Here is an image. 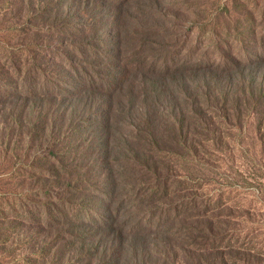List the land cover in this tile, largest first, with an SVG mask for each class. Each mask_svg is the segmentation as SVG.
Here are the masks:
<instances>
[{"label": "rangeland", "instance_id": "374dc122", "mask_svg": "<svg viewBox=\"0 0 264 264\" xmlns=\"http://www.w3.org/2000/svg\"><path fill=\"white\" fill-rule=\"evenodd\" d=\"M49 1L51 3L43 10V0H0V63L9 64L11 51H14L15 59L23 62L25 54L21 49L25 43L32 46L35 56H38L31 62L33 67L28 80L20 79L17 88L9 87L10 82L2 80L3 90L10 94H0V111L17 108L12 100L20 101V91L27 88L63 97L59 104L52 105L45 100L37 101L35 107L43 112L41 120L51 114L54 134L61 137L66 132L69 151H78L82 156L78 157L77 163L89 170L88 179L92 183L87 179L83 184L89 197L81 205L77 203L72 208L68 207L67 221L78 224V230L82 228L88 232L90 241L85 248L90 249L93 258L86 251L82 255L77 251L78 246L73 251L63 239L65 234L58 237L55 231L58 225L55 222L49 224L45 211L39 210L42 207L32 204L26 207V204L11 198V193L20 191L11 189L6 184L7 176L2 175L0 264H95L97 248L109 244L110 239L104 230L106 221L98 220L106 201L104 192L109 185L103 178L105 165L102 156L107 151L104 153L106 147L99 127L102 113L107 112V108L98 97V85H101L100 76L105 73L107 64L116 63L112 57L115 51L112 41L117 28L122 34L136 29L140 34L134 44L141 45L143 54L150 53L157 60H166L163 64H178L180 67V74L176 75L181 77L179 90L191 97L189 106L183 104L180 107L184 121L183 116L177 113L175 120L165 116L160 117V122H212L209 128L214 130L213 136L217 139L198 146L194 140L199 136H190L188 139L192 140L187 143L184 156H171L170 173L163 171L156 180V195H145V190L140 192V188L134 192L130 185L122 182L124 198L114 201V205L125 209L120 212L122 217L128 215V220L135 223L136 228H142L141 234L146 242L155 232L165 230L162 232L180 246L188 242L186 234L196 233L197 222L204 218L202 213L205 212L221 222V232H227L223 245L252 248L251 255L248 250H243L242 254L241 250L229 252L228 248L224 249L227 264H264V123L262 128L256 126V117H249L243 105L237 113L228 103L221 109L211 98L209 102L202 97L196 98L197 93L200 97L201 83L207 79L212 90H223L218 82L225 80L229 72L239 76L237 70L242 66L235 64V53L243 60H253L264 54V42L257 40L264 35V17L261 15L264 0ZM249 12L254 16L250 32L247 31L249 22L246 15ZM238 20L241 24L236 28ZM245 28L246 37L237 39ZM216 40L222 42L217 45ZM68 53L73 61L68 59ZM163 64L159 62L158 66ZM259 64L261 66L256 68ZM259 64L250 66L249 70L252 67L253 75L262 82L263 56ZM40 66L47 72L51 71L50 77L53 75L54 78L42 77ZM216 67H223L227 73H214L212 68ZM74 74L76 81L72 83L70 78ZM92 78L97 84H92L97 86L98 89L94 90L97 94L90 92L86 96L87 83H91ZM229 84L223 85L228 87ZM62 90L66 92H59ZM177 98L181 100L183 97L179 95ZM174 105L179 106V101ZM171 110L167 105V115ZM40 111L35 109L34 116ZM233 113L239 117H233ZM259 114L263 117L259 122H264V107H260ZM222 115L228 117L224 119ZM2 120L0 116V122ZM233 122H241L243 128L229 126ZM0 129V156L4 150L1 146L3 139L7 143L15 142L9 146L12 152L8 151L9 158L2 165L7 171L11 158L22 155L23 147L16 129L4 128L2 124ZM13 146H16L15 150ZM158 154L154 153L155 156ZM69 155L72 159L77 154ZM24 173L26 175L27 172ZM164 184L169 186L166 194ZM76 186L80 188L82 185ZM72 192L77 193L75 190ZM160 199L164 203H157L158 207L154 208L153 203ZM93 220L98 224L89 227ZM194 246L191 250L196 251ZM211 257L208 256L213 260ZM198 260L196 252L191 257L179 249L176 256H168L165 264H197Z\"/></svg>", "mask_w": 264, "mask_h": 264}, {"label": "trees", "instance_id": "16d2710c", "mask_svg": "<svg viewBox=\"0 0 264 264\" xmlns=\"http://www.w3.org/2000/svg\"><path fill=\"white\" fill-rule=\"evenodd\" d=\"M49 3H51L49 0H43V10L44 6ZM246 15L249 22L247 31L250 32L254 16L251 12ZM261 15L264 17V3ZM238 22L236 28H239L241 24L239 20ZM239 33L241 36L237 39H244L246 28ZM138 34L140 32L136 29L126 30L122 34L121 29L117 28L112 41L115 48L112 57L116 63L107 64L105 73L100 76L101 85H98L100 88L98 97L105 102L107 108V112L102 113L103 117L99 127L103 132L101 140L106 147L104 153L107 151V154L102 156V162L105 165L103 178L109 184L104 192L107 195V202L105 201L98 220L106 221L104 230L110 240L109 244L97 248L94 256L95 264H160L161 262L165 264L168 261V256H176L179 249L184 253H189L191 257L196 252L199 257V260L196 261L197 264H227L226 252H224V249L227 248L229 252L241 250L242 254L243 250H248V254L251 255L252 248L223 245L222 242L228 236L227 232H225L226 234L221 232V222L215 221L214 216H207L205 212L202 213L204 218L197 222L196 233L186 234L188 242L185 241L184 245L180 246L176 240L163 233L165 230L155 232L146 242L141 234L142 228H136L137 225L128 220V215L122 217L120 212L125 209L114 205V201L118 199L121 201L124 198L122 182L125 185H130L129 187L134 192H136L135 189L140 188L139 191L145 190V195H156V180L163 171L170 173L171 156H184L185 152L183 151L187 150V143L192 140L188 139L190 136H194V134L199 136L194 140L198 146L207 141L214 142L217 139L216 136H213L214 130L209 128V123L212 126V122H160V117L168 116L175 120L177 113L183 116V109L180 107L183 104L189 106L188 100L191 97L188 93L179 90L181 77L176 76L180 74L179 65L169 66L163 64L166 60H157L150 53L143 54L141 45L134 44ZM257 40L259 43H263L264 35H260ZM125 41H127L126 45ZM216 42L218 45L222 41L216 40ZM145 46L146 44L143 45V47ZM21 52L25 54L23 62L15 59L14 51H11L12 58L9 60V64L0 63L1 95L10 94L3 90L2 80L6 79L4 81L10 82L9 87L17 88L16 85L19 84L20 79L26 81L29 78L31 67H33L31 62L38 56H35V49L26 43L23 44ZM68 55V59L73 61L72 55L70 53ZM233 56L235 64L242 66L237 70L239 76H234L235 72H229L225 80L218 82L223 90L216 88L212 90L211 82L207 79L201 83L202 90L198 91L200 97L198 93L195 97L203 98L205 102H209L211 98L221 109L228 103L233 105L231 109L237 113L240 111L239 107L243 105L249 117H256V126L262 128L264 122H259L263 118L259 114V109L264 107V81L258 82L251 69L255 64H259L264 54L256 56L253 60H243L237 53ZM158 61L164 66H158ZM80 63L84 62L80 61ZM250 66L252 67L249 70ZM259 66L261 65L259 64L256 68ZM39 68H41L42 77L51 76V71L47 72L43 66ZM260 68L262 69V67ZM225 70L223 67L212 68L214 73H227L224 72ZM244 70L245 72H243ZM215 76L217 75L215 74ZM50 78H54L53 75ZM70 80L72 83L76 81L75 74ZM226 82L230 83L228 87L223 85ZM92 84H96L93 78L91 83H87L86 96L90 92L96 93L94 90L98 88ZM20 92H22L20 101L12 100V103L18 106L17 108H3L0 111V116L3 119L0 125L2 124L4 128L13 127L18 131L17 137L21 139L19 141L23 147V154L12 157L10 167L7 171L4 170L2 165L9 158L8 151L12 152L9 146L14 145L15 142L7 143L6 139L2 140L1 146L4 150L0 156V178L2 175H6V184L11 189H19L18 194L11 193V198L18 200L22 205L26 204V207L28 204L37 208L42 207L39 210L45 211L44 214L49 224L55 222V225H58V230H55L57 236L65 234L63 239L72 246L73 251L77 250L78 246L79 250L77 251L82 255L86 251L89 257L93 258L90 249L85 248L90 241L88 232L82 228L78 230V224L74 223L73 225L67 221L68 210L77 203L81 205L84 199L89 197L83 185L89 180V170H86V166L80 164L79 160L80 165L77 163L78 157L82 156L80 153L78 154V151L72 153L69 151L66 146L68 141L66 132L61 134V137L60 134H54V122L50 118L51 114L48 113L45 120H41L42 111L35 107L37 101L46 102L45 100H47V103L52 105L59 104L63 97L60 98L57 93H37L28 88ZM179 95L183 97L181 100L177 98ZM177 100L179 106L174 105ZM167 105L170 110L172 109L168 115ZM35 109L40 111L37 116H34ZM222 117L225 119L228 116L222 115ZM233 117L238 118L239 116L234 114ZM50 120L51 122H49ZM182 120L184 121V116ZM240 123L233 122L229 126L237 125L241 130L243 125ZM15 147L13 146L12 149L15 150ZM157 152L160 154L155 156L154 153ZM69 154L77 155L70 159ZM24 172H27L26 175ZM75 184L82 186L77 188ZM80 189L81 192H79ZM168 189L169 186L164 184L165 194L168 193ZM72 190L77 193L75 194ZM157 203L162 205L164 201L160 199L158 202H154V208L158 207ZM92 224H98V221H91L89 227ZM83 225H85L84 222ZM190 226L193 227V225ZM193 245H196L194 246L196 251L191 250ZM211 255L214 257L213 260L208 258ZM234 259L241 260L236 257Z\"/></svg>", "mask_w": 264, "mask_h": 264}]
</instances>
